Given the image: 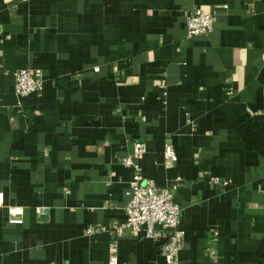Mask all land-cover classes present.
Returning <instances> with one entry per match:
<instances>
[{
  "label": "crops",
  "instance_id": "1",
  "mask_svg": "<svg viewBox=\"0 0 264 264\" xmlns=\"http://www.w3.org/2000/svg\"><path fill=\"white\" fill-rule=\"evenodd\" d=\"M138 140L142 183L180 178L179 264H264V0H0V264H168L160 225L113 231Z\"/></svg>",
  "mask_w": 264,
  "mask_h": 264
},
{
  "label": "built area",
  "instance_id": "2",
  "mask_svg": "<svg viewBox=\"0 0 264 264\" xmlns=\"http://www.w3.org/2000/svg\"><path fill=\"white\" fill-rule=\"evenodd\" d=\"M216 22L214 12L206 11L201 7L192 9L186 16L187 35L195 36L210 32ZM99 67L97 66L96 69ZM44 74L40 67H23L15 71V92L21 99L34 91L43 88ZM21 106V102L19 103ZM253 112V110H251ZM146 151V145L142 141H135L133 153L123 158V163L133 168V177L128 188L130 199L126 205L127 218L125 222L117 224L114 232L122 234L127 228L137 230L145 225L147 235L153 236L157 225L166 231V239L162 245V252L168 264H179V254L185 244V229L182 226V206L177 202L175 195L179 186V179L170 185L161 186L155 181L149 180L146 183L140 181L141 165L135 161ZM167 161H175L177 153L172 145H167L164 151ZM212 179L219 182L218 176ZM228 183V181H224ZM4 191H0V204L4 201ZM14 207H11L10 222H22L21 215H14ZM103 226L93 224L87 227V234H96ZM110 264L118 262V256L112 254Z\"/></svg>",
  "mask_w": 264,
  "mask_h": 264
}]
</instances>
